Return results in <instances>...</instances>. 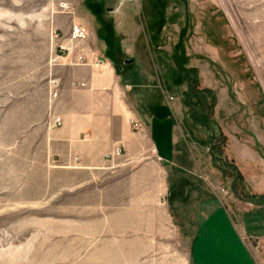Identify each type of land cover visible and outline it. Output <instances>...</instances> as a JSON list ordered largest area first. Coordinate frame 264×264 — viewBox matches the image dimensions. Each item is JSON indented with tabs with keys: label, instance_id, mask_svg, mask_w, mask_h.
Segmentation results:
<instances>
[{
	"label": "rangeland",
	"instance_id": "obj_1",
	"mask_svg": "<svg viewBox=\"0 0 264 264\" xmlns=\"http://www.w3.org/2000/svg\"><path fill=\"white\" fill-rule=\"evenodd\" d=\"M94 10L114 29L107 37L117 47L105 55L120 71L155 74L182 107L168 195L177 220L194 218L181 203L196 189L224 201L264 199V0H0V264H192L186 230L144 225L149 241H126L131 221L104 222L110 203L103 209L85 175L28 177L24 99L49 80L76 17ZM96 37L103 49L102 29ZM251 243L264 264V242Z\"/></svg>",
	"mask_w": 264,
	"mask_h": 264
},
{
	"label": "crops",
	"instance_id": "obj_2",
	"mask_svg": "<svg viewBox=\"0 0 264 264\" xmlns=\"http://www.w3.org/2000/svg\"><path fill=\"white\" fill-rule=\"evenodd\" d=\"M104 17L96 10L76 17L75 23L91 27L88 40L59 41L63 48L55 51L49 80L24 99L21 142L28 177L51 171L85 175L88 191L103 196V209L110 203L109 216L101 219L131 221L124 226L134 237L126 241H149L144 225L174 235L186 230L192 234V264H260L251 239L264 242V199L224 201L196 189L194 201L181 203L194 218L177 220L179 209L168 195L171 170L180 168L182 107L155 74L135 67L120 71L109 59L117 44L107 37L114 29ZM101 29L103 49L96 37ZM108 191L118 194L113 202Z\"/></svg>",
	"mask_w": 264,
	"mask_h": 264
},
{
	"label": "built area",
	"instance_id": "obj_3",
	"mask_svg": "<svg viewBox=\"0 0 264 264\" xmlns=\"http://www.w3.org/2000/svg\"><path fill=\"white\" fill-rule=\"evenodd\" d=\"M57 36L58 35H56V37ZM68 38L70 41L75 42V43L84 42V41H87L89 38V31L87 30V28L85 26L75 23L71 27V31H70ZM57 94H58V92L55 91L53 93V97H56ZM55 121H56L57 125L62 124V120L59 117H57ZM132 123L134 124L136 129H142V124L139 121L132 120ZM118 152H119V150H118Z\"/></svg>",
	"mask_w": 264,
	"mask_h": 264
}]
</instances>
